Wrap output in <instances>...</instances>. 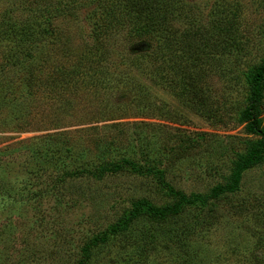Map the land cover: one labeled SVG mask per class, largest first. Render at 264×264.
<instances>
[{"label": "rangeland", "instance_id": "obj_1", "mask_svg": "<svg viewBox=\"0 0 264 264\" xmlns=\"http://www.w3.org/2000/svg\"><path fill=\"white\" fill-rule=\"evenodd\" d=\"M12 1L66 15L51 13L58 42L0 45L29 51L16 67L0 53V264H78L100 237L83 264H264V156L235 190L211 196L231 186L241 156L262 139L243 113L246 76L264 60V0H183L175 26H203L221 43L203 65L211 72L199 85L202 105L176 69L151 57L146 37L131 38L121 19L102 32L115 19L101 5ZM96 25L103 45L94 44ZM61 66L78 74L57 73ZM111 163L115 171L100 172ZM162 182L196 201L110 231L138 200L171 206Z\"/></svg>", "mask_w": 264, "mask_h": 264}, {"label": "trees", "instance_id": "obj_2", "mask_svg": "<svg viewBox=\"0 0 264 264\" xmlns=\"http://www.w3.org/2000/svg\"><path fill=\"white\" fill-rule=\"evenodd\" d=\"M91 3L92 5H101V12H106V14L112 15L115 19L112 24L105 26L104 29L99 28L102 32L108 34L115 24L116 26H120L118 19H121V24L128 28L127 31L131 38L132 36L139 39L146 37L148 42L150 40L153 43V48L150 52L151 57L156 60L160 58L163 61L162 67H164V70H166L165 68L176 69L180 82L187 84L188 91L191 92L192 96H195V103L202 105L203 99L201 97L203 94L199 85L204 75H209V72H211L204 69L203 65L209 66V60L212 58L211 51L213 48L221 47V43H218V40L215 41L214 37L211 38L207 28L203 26L182 29L175 26L174 19L184 14L185 5L183 0H91ZM9 4L11 5L0 6L3 11L0 14V45L4 41H9L14 37L18 38V44H28L27 46L31 42L38 44L42 36L54 38L56 42L60 40L61 34L53 31L54 29L51 28L54 19V14H51L53 11L66 15L65 11L59 9L60 6H56L52 10L46 7V9L38 7L35 11L28 10L27 13L26 10L29 8L26 10L22 8L21 10L20 7L22 5L18 1L11 0ZM70 5L65 4V7H69ZM18 10H20L19 13L25 16L21 20L15 19L16 17L20 18L17 15ZM95 14L96 12L91 13L88 20H93ZM98 27L95 28L96 41L94 44L97 42L102 43L101 41L103 40L97 33L100 31ZM144 42L147 43L145 40ZM88 47L93 48V46ZM101 49L100 61L103 58L106 61L109 60V58H106L109 55V51L106 48ZM15 52L12 49L9 51L0 49V53H7L6 64L10 67H16L13 66L15 62L22 66L24 61L29 57V51L25 50V52H22L19 50V52ZM10 56H12L13 60H11ZM112 61L111 57L110 63ZM29 65L32 66V64ZM74 68L70 70L68 67L61 66L57 67L55 71L75 77L78 71L75 70L77 68ZM29 76L31 78L32 74ZM246 79L248 84V99L243 113L244 121L247 122L246 129L248 132L256 134L262 139L257 147L252 148L246 155L241 156V161L232 176L233 183L231 186L225 189L214 190L211 194L214 198L218 197L223 190H235L241 179L242 172L260 163L264 156V120L260 118L264 96V60L257 68L247 74ZM116 169V164H105L100 168V172H112ZM161 179L159 178L158 180ZM162 185L169 190L171 195L176 197V201L171 206L158 207L145 199L138 200L133 204V209L118 221L117 224L112 226L110 231L125 230L129 225L128 223L132 219H136L139 213L145 215L149 220H154V218L181 212L183 205H189L196 201L194 200L195 198H186L181 192H175L166 182H162ZM102 240H104V237L94 238L90 243L86 244L83 248L85 257L79 260L78 264H83L87 261L89 255L87 251L91 243L96 244Z\"/></svg>", "mask_w": 264, "mask_h": 264}]
</instances>
